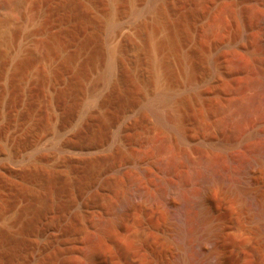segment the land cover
Wrapping results in <instances>:
<instances>
[{"label": "rangeland", "instance_id": "obj_1", "mask_svg": "<svg viewBox=\"0 0 264 264\" xmlns=\"http://www.w3.org/2000/svg\"><path fill=\"white\" fill-rule=\"evenodd\" d=\"M15 1L0 13V264H174L170 187L263 143L264 0ZM134 187L155 203L145 224L116 208Z\"/></svg>", "mask_w": 264, "mask_h": 264}, {"label": "bare ground", "instance_id": "obj_2", "mask_svg": "<svg viewBox=\"0 0 264 264\" xmlns=\"http://www.w3.org/2000/svg\"><path fill=\"white\" fill-rule=\"evenodd\" d=\"M74 1L75 0H69V2L70 3L72 2V4H74L73 3ZM96 2L99 3V0H96ZM16 6H17V1L15 0L5 1L2 3L0 2V13L2 14V12L4 11L6 12L10 11L14 9ZM194 13L193 15L191 13H189L188 15L187 13L185 14L186 16H182L181 20L179 21L181 22L179 23V25L181 24L182 26V23H184L185 19L189 17L190 14L191 16H194ZM75 17L79 18L77 15ZM87 17H89V15L84 12L82 16L79 18V20L83 21L84 18ZM94 21L96 22L95 19ZM76 26L74 27V30H79L76 29L77 28ZM72 32L69 31V33ZM114 36L115 37L119 36L118 30L115 31ZM96 51L97 52L100 51V47H97ZM22 62L23 63L21 64H24V61ZM21 64L20 66H24ZM63 67L66 66L63 65L61 68ZM80 72L82 74L83 72H85L84 63L80 67ZM129 78L130 77L125 76L124 80L127 79L129 80ZM77 80L78 79L74 78L72 81H70L69 86L70 87L73 86L76 90H79V82ZM247 81L249 82V80ZM260 81L253 80V82L255 83L259 82V84L256 83L257 84L255 86L256 88L259 85H261V83L263 82V80ZM255 83H251V84H255ZM245 87L247 90L250 88L247 87V85H245ZM255 87H251L250 89ZM260 87L264 88V86H260ZM263 90L262 92H264ZM261 96L264 97V95L262 94ZM261 96H259L258 98H260ZM263 97H261L260 100L257 98L259 100L257 106L255 105L256 102L255 101L253 102V104L255 103L254 106L256 108L257 107L264 108ZM250 99L247 98L248 101ZM103 102H105V100ZM106 102H108V100ZM246 103H243V108L244 106H247L245 105ZM248 105H250L249 108L246 107L245 109H248L247 110L248 112L253 111L252 105L251 104ZM248 112L246 114L249 115ZM253 112H251L252 116L254 114ZM152 113L156 116L158 124L168 129H171L176 134V136L180 138H184L183 135L184 131L182 132V129L180 127H174L173 125H170V123L173 122H170L169 124L165 122V119L160 115V113L156 111H153ZM201 116L203 117L202 114ZM172 117L175 118L173 120L182 119L181 118L182 116L180 117L177 114L172 115ZM259 120L262 121L260 118ZM179 122H182V120ZM239 122H242V119ZM243 135H244V140L251 141L254 137L257 136V133L254 130H249ZM261 141H259V143L256 141H251V142H256L257 144L247 142L248 144H246V148L244 147V149L242 150H240L242 147L239 146L241 148H239L238 150H234L236 152H234V154H230L231 156L228 157L229 164L226 166L220 163H216L217 161L219 162V160L211 163L210 161L212 160V158L211 160L206 161V163H204L202 167V171H201L202 174L199 171L200 175L199 174L198 175L200 177L199 179L197 177L198 179L197 187L195 188L193 186L195 189L189 188L190 182H188L189 184L186 182V183L176 184L170 187V193H171L170 196H173L175 203L179 207V208L177 207L179 211L176 214L178 224L175 229L176 231L174 230L173 232L175 234L173 235L175 237V242L177 246V249L175 248L177 255L175 254L174 258L176 260L174 259L172 263L174 264H264V257L263 255H261V252L263 251L264 248V140L263 143H261ZM240 143H242V141L236 142V145H239ZM83 149L85 150V147ZM208 159L209 157L207 158V160ZM90 161L93 162L92 160ZM224 163L226 164V162ZM37 171L38 170L36 171L33 170V172L38 173ZM20 172H24V170ZM212 190L215 191L217 190V193H219V198H220L219 205L221 204V206L224 207L223 210L227 211V213L229 212L230 215L226 213L219 214L220 212H218L216 208L212 205L210 198ZM126 196L127 197L116 207L119 213L125 216L128 214V212L136 208V210L139 211L138 213L141 216L140 219H142L145 224L146 215L148 211L152 209L155 204L152 198H150V195L141 188L134 187ZM234 215L240 216L243 223L236 222L237 221L235 220L236 218L235 219L233 218ZM122 217L121 218L119 217V219L121 220ZM8 241L10 246L16 249V251L19 245H21L23 242L22 240H15V239H8ZM143 252L141 253L139 251V254L142 255ZM9 256L11 257L12 253L11 254L9 253Z\"/></svg>", "mask_w": 264, "mask_h": 264}]
</instances>
